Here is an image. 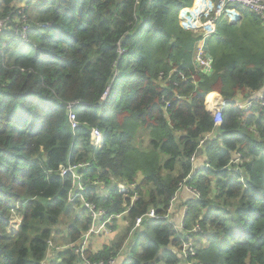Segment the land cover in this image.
I'll list each match as a JSON object with an SVG mask.
<instances>
[{
	"label": "trees",
	"instance_id": "trees-1",
	"mask_svg": "<svg viewBox=\"0 0 264 264\" xmlns=\"http://www.w3.org/2000/svg\"><path fill=\"white\" fill-rule=\"evenodd\" d=\"M33 1L28 16L31 0H0V20L10 22L0 35V264H42L50 240L75 244L90 229L89 210L69 200L75 184L60 175L62 166L85 163V202L124 214L126 224L115 221L109 245L87 253L95 264L119 258L125 245L124 264H264V99L237 106L264 90V19L227 5L240 19H217L206 43L208 74L194 64L202 31L180 24L198 0ZM23 15L28 44L13 30ZM212 93L230 102L219 127L205 105ZM73 102L87 104L76 109V130L65 106ZM94 128L105 134L100 149ZM193 155L200 170L186 181ZM185 181L202 194L187 203L184 230H202L191 235L198 252L188 260L172 222L146 218L152 210L164 216ZM117 183L137 188L125 197ZM12 212L21 223L11 232ZM77 259L69 248L53 264Z\"/></svg>",
	"mask_w": 264,
	"mask_h": 264
},
{
	"label": "built area",
	"instance_id": "built-area-1",
	"mask_svg": "<svg viewBox=\"0 0 264 264\" xmlns=\"http://www.w3.org/2000/svg\"><path fill=\"white\" fill-rule=\"evenodd\" d=\"M230 4H240L250 10H252L254 13L258 14L262 19H264V0H221L217 6L212 5V9L208 14H202L200 15L196 20L199 21V26L193 27L190 30L193 31H202L203 34V39L200 42V45L197 48V53L196 57L194 60V64L198 69H204L208 71V69L211 68V58L208 57L206 53V43L207 40L212 37L213 35L216 34L217 28H216V22L217 19L223 14L226 13L228 16L230 14V10H225L227 5ZM25 10V8H23ZM214 12V18H210V14ZM204 19V21H203ZM195 20V19H193ZM192 21V20H191ZM26 16L23 15L21 17V21L18 22L17 25L13 27L14 33L16 37L22 43L28 44L30 43V39L28 38V26L26 24ZM10 27V22L8 19H2L0 20V35L7 30ZM41 28H48L50 27V24H41ZM8 41H5L3 44V48L6 46ZM126 53V50H122L119 52V55H122ZM120 73H116L111 85L107 88L106 92L102 96V102H105L107 98L109 97V94L111 93L112 89L115 86L116 80L119 78ZM264 95H259L255 94L251 99L248 100H242L238 101L237 106L242 109V110H248L251 107V104L253 101H263ZM230 102L228 100H222L220 105L219 103L217 105H214L212 109H210L212 117L215 120V126L219 127L223 123V109L224 107L229 104ZM264 106V103H262ZM83 105L87 104H81L80 102H73V103H68L66 104V110L68 113V119L69 123L71 125L72 130H76L80 127V124L77 120V113L76 109L78 107H81ZM209 106V105H208ZM87 107V106H86ZM90 138L91 141L94 145L95 148L100 149L103 147L104 143V138L105 134L99 130V129H92L90 132ZM208 138L206 137V140ZM205 142V140H204ZM204 142L201 143L200 148L203 147ZM198 156L193 155L191 158V162L193 165L197 162ZM235 161H232L234 164H238L240 162V155H237L235 157ZM88 166L87 163L85 164H77V165H70L68 167H60V175L62 178L70 176L73 183L75 184V188L69 195V200L70 201H75L79 200L82 204L83 207H86L89 210V214L91 217V227L90 229L83 234V236L80 238V240L75 243V244H70L65 247H56L53 242H49V251L47 254L46 259L42 262V264L48 263L50 264L53 257H54V252L56 253H61L65 249L69 248H75L76 250V255L78 257L77 262L75 264H95L93 261H91L88 258L87 253L90 250V243L92 238L98 237V236H103V237H109L113 233H116V231L113 230L112 226L114 225V222L116 221L117 223L123 218L124 214H119V215H112L108 216L105 211L102 209H99L96 205L94 204H89L86 203L84 198H83V192L86 189L85 183L83 181L82 176L79 174V171L83 168ZM208 166L206 165V168ZM197 170L193 168L191 176L188 177V180L192 178V175H195V172ZM237 174L241 175V170L240 169H235L234 170ZM182 185L175 193V195L172 197L169 207L167 209V213L164 216L159 217L154 210L150 211L149 214H147L146 218H149L150 220L152 219H167L170 220V217L172 213L175 211L177 203L179 202V192L185 188L189 193H191L193 199L195 201H200L202 199V194L201 192L194 186L186 184ZM117 188L119 192L125 197L129 195L130 191H135L137 188L136 184L132 185H127L125 183H117ZM104 189V186L101 185V190ZM189 208L187 205L183 206L182 213L180 216V224L179 226L175 227V231L178 233H181L182 235V243L179 247V252L180 255L183 259H193L197 256L198 252V243L194 241V239L191 237L192 234H198L201 233V227L199 225H194L191 230H184V222L185 219L188 215ZM144 218H139L137 219L136 226L134 230H137L140 228ZM20 223V219L17 217L16 218V225ZM109 245V244H108ZM106 245V246H108ZM105 247V246H104ZM103 247V248H104ZM102 248V249H103ZM102 251V250H100ZM99 251V252H100ZM55 253V254H56ZM124 254V253H123ZM118 259V258H117ZM117 259H112L107 263H98V264H116Z\"/></svg>",
	"mask_w": 264,
	"mask_h": 264
},
{
	"label": "crops",
	"instance_id": "crops-1",
	"mask_svg": "<svg viewBox=\"0 0 264 264\" xmlns=\"http://www.w3.org/2000/svg\"><path fill=\"white\" fill-rule=\"evenodd\" d=\"M210 2L212 3V1L210 0ZM212 5L214 6V4L212 3ZM191 11V10H190ZM230 12V14L227 16L229 19H230V22L231 23H236L239 19H240V16H239V14L235 11V10H231V11H229ZM232 12H234V13H236L237 15H238V18L237 19H232V15H231V13ZM183 17H182V13H181V18H180V24L182 25V22H181V20L183 21V23H184V20L182 19ZM182 27H183V25H182ZM185 28V27H184ZM186 29V28H185ZM206 73H208V74H210V73H212V69H208V71H206ZM211 95H218L219 97L217 98V99H214V101H208V98L211 96ZM223 100V98H222V96L221 95H219L218 93H212V94H209V96L206 98V109H207V111L209 112V113H211V111H210V109H212V108H210V107H213L214 105H217L218 103H219V105H220V103H221V101ZM246 100V99H245ZM208 101V102H207ZM208 105H209V107H208ZM214 133V132H213ZM213 137V134L211 133V134H209V135H207V140L209 141L211 138ZM199 163H198V159H197V162L194 164V168L197 170V171H199L200 170V168H199V165H198ZM190 200H194L193 199V197H192V195H191V193H189L185 188H183V190H181L180 192H179V202L177 203V206H176V209H175V211L172 213V215H171V217H170V221L172 222V224L174 225V227H176V226H179V224H180V216H181V213H182V209H183V206L184 205H187V203L190 201ZM188 206V205H187ZM14 215H16L19 219H20V223H21V217H20V214H18V213H14L13 214V219H14ZM187 218V217H186ZM15 220V219H14ZM186 220V219H185ZM19 223V224H20ZM18 224V225H19ZM18 225H16V220H15V225H14V229H13V231L15 230V229H18ZM126 226V224H125V221H124V216H123V218L118 222V225H117V227H118V229H123V227H125ZM117 234V232L116 233H113L112 235H110L109 237H103V236H98V237H94V238H92V240H91V243H90V245H89V247H90V250L89 251H91L92 253H98L100 250H102V248L104 247V246H106V245H108L112 240H113V238L115 237V235ZM49 242H53V244L56 246V247H65V246H68V245H70L69 243H65V245H64V243H62V245L63 246H60V245H58L56 242H54L53 240H50ZM128 243V242H127ZM48 246H49V244H48ZM127 251H128V249H127V247H126V245H125V248L123 249V251L121 252V256L117 259V262H116V264H124V262H125V258H126V255H127ZM56 252H54V257L58 254V253H56ZM124 253V254H123ZM54 257H53V259H52V261H51V263L50 264H53V262H54ZM57 262L58 263H61V260H57ZM45 264H48V263H45Z\"/></svg>",
	"mask_w": 264,
	"mask_h": 264
},
{
	"label": "bare ground",
	"instance_id": "bare-ground-1",
	"mask_svg": "<svg viewBox=\"0 0 264 264\" xmlns=\"http://www.w3.org/2000/svg\"><path fill=\"white\" fill-rule=\"evenodd\" d=\"M210 10H211L210 0H199V2L197 3V8L195 11L194 10L190 11L189 9L184 10L182 12V17H183L182 19L184 20L185 28L191 29L193 27L199 26V22H197L196 19L200 15L205 14V13H207V11H210ZM231 15H232V19H234V20L238 18V15L234 12H232ZM193 19H195V20H193ZM186 25H187V27H186ZM218 97H219L218 95H211L208 98V101H211V100L214 101V99H217ZM210 108H212V107H210Z\"/></svg>",
	"mask_w": 264,
	"mask_h": 264
},
{
	"label": "rangeland",
	"instance_id": "rangeland-1",
	"mask_svg": "<svg viewBox=\"0 0 264 264\" xmlns=\"http://www.w3.org/2000/svg\"><path fill=\"white\" fill-rule=\"evenodd\" d=\"M31 4H30V6H29V10H28V16L29 15H31L32 14V12H34L35 11V3H33L34 1L33 0H31ZM198 2H199V0H198ZM197 2V3H198ZM196 8H197V5H196ZM211 9H212V4H211ZM196 10V9H195ZM194 10V11H195ZM211 11V10H210ZM210 11H207V13L206 14H208ZM180 17H181V13H180ZM197 22H199L198 20H197ZM38 22L37 21H35V25L37 24ZM182 26V25H181ZM183 27H185V25L183 26ZM186 27H187V25H186ZM199 45H200V43H199ZM198 45V46H199ZM14 213H16V212H12V217H13V214ZM11 217V221H12V225L10 226V228H9V230L12 232V230L14 229L13 227H14V225H15V220H16V218H17V216L16 215H14V219ZM66 232V226L64 225V224H62L61 225V227H60V231H59V233L57 234V239L59 240V241H62V239H63V236H64V233ZM58 245H60V246H63L62 245V243H60V244H58ZM65 245V244H64Z\"/></svg>",
	"mask_w": 264,
	"mask_h": 264
},
{
	"label": "water",
	"instance_id": "water-1",
	"mask_svg": "<svg viewBox=\"0 0 264 264\" xmlns=\"http://www.w3.org/2000/svg\"><path fill=\"white\" fill-rule=\"evenodd\" d=\"M259 95H264V90H262L259 93H257V96H259Z\"/></svg>",
	"mask_w": 264,
	"mask_h": 264
},
{
	"label": "clouds",
	"instance_id": "clouds-1",
	"mask_svg": "<svg viewBox=\"0 0 264 264\" xmlns=\"http://www.w3.org/2000/svg\"><path fill=\"white\" fill-rule=\"evenodd\" d=\"M211 4H212V3H211ZM188 30H190V29H188ZM119 77H120V76H119ZM116 81H117V80H116ZM115 85H116V82H115ZM208 96H209V95H208ZM208 96H207V97H208ZM205 104H206V102H205ZM196 172H197V171H196ZM196 172H195V173H196Z\"/></svg>",
	"mask_w": 264,
	"mask_h": 264
}]
</instances>
